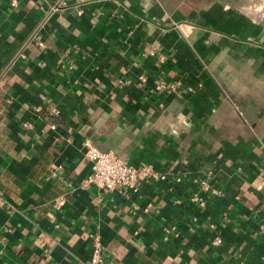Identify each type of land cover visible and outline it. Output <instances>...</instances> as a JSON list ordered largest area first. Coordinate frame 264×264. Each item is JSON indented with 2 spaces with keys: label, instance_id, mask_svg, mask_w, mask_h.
I'll return each instance as SVG.
<instances>
[{
  "label": "crops",
  "instance_id": "0c3cea01",
  "mask_svg": "<svg viewBox=\"0 0 264 264\" xmlns=\"http://www.w3.org/2000/svg\"><path fill=\"white\" fill-rule=\"evenodd\" d=\"M55 1L0 0V264H264V18ZM85 137L167 177L83 185Z\"/></svg>",
  "mask_w": 264,
  "mask_h": 264
},
{
  "label": "built area",
  "instance_id": "2783aa9c",
  "mask_svg": "<svg viewBox=\"0 0 264 264\" xmlns=\"http://www.w3.org/2000/svg\"><path fill=\"white\" fill-rule=\"evenodd\" d=\"M97 0H56L50 5V10H56L59 7L66 5L79 6L77 12H82L81 6L85 3L93 2ZM11 5H16L17 0H10ZM38 43L43 45V41L39 40ZM163 58L164 56H160ZM143 80H146V76H142ZM178 83L176 82H164L160 80L157 82L155 88L166 91L178 90ZM188 90L192 89L188 86ZM29 124V123H28ZM55 126L54 123L50 125L51 128ZM84 146V152L90 161V170L83 179V185L95 184L103 190H112L118 187H124L131 192L138 190L142 181L148 179H160L163 180L167 177V171H163L151 164H132L118 156L112 150H103L97 147L89 137H85L82 141ZM177 180H181L180 175H176ZM261 182L264 183V171L261 175ZM201 185L204 188H208V182L205 179L200 180ZM194 199H199L196 195ZM147 208V207H146ZM145 208V209H146ZM221 238L215 236L214 243L220 242ZM88 264H104V258L102 255V242L99 233H94L92 237V251L88 261Z\"/></svg>",
  "mask_w": 264,
  "mask_h": 264
},
{
  "label": "rangeland",
  "instance_id": "374dc122",
  "mask_svg": "<svg viewBox=\"0 0 264 264\" xmlns=\"http://www.w3.org/2000/svg\"><path fill=\"white\" fill-rule=\"evenodd\" d=\"M169 5L177 6L184 11L204 7L218 2L235 8H249L253 14L264 18V0H165Z\"/></svg>",
  "mask_w": 264,
  "mask_h": 264
}]
</instances>
